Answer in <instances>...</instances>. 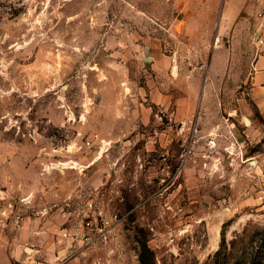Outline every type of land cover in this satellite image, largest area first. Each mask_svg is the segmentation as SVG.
Wrapping results in <instances>:
<instances>
[{
  "label": "rangeland",
  "instance_id": "1",
  "mask_svg": "<svg viewBox=\"0 0 264 264\" xmlns=\"http://www.w3.org/2000/svg\"><path fill=\"white\" fill-rule=\"evenodd\" d=\"M225 2L0 0V264H264L255 20L204 96Z\"/></svg>",
  "mask_w": 264,
  "mask_h": 264
},
{
  "label": "crops",
  "instance_id": "2",
  "mask_svg": "<svg viewBox=\"0 0 264 264\" xmlns=\"http://www.w3.org/2000/svg\"><path fill=\"white\" fill-rule=\"evenodd\" d=\"M263 3L264 0H226L221 13L219 26L224 28L229 26L233 27V40L230 45L221 44L214 49L209 63L208 80L204 87L205 96L210 91L211 86H217L218 77L226 71L229 62L232 64V70H234L235 60L239 58L238 50H236V40L240 38L241 32L251 25L252 20H255L257 28L255 32L256 48L252 52L253 56L249 57L248 71L246 74L247 80L244 83L248 87L247 94L253 102L257 114L262 119V124H264V43L257 38L261 30L257 12ZM243 11H247L248 14L242 16ZM196 78L197 76L195 75L193 79ZM251 131L261 133L263 129L254 125ZM251 157L255 158L257 154H252Z\"/></svg>",
  "mask_w": 264,
  "mask_h": 264
},
{
  "label": "built area",
  "instance_id": "3",
  "mask_svg": "<svg viewBox=\"0 0 264 264\" xmlns=\"http://www.w3.org/2000/svg\"><path fill=\"white\" fill-rule=\"evenodd\" d=\"M257 16L260 19V32L257 38L264 43V3L257 12ZM102 215V211L96 207L93 200L87 201L79 210L78 217L80 223L70 231L67 228L63 230V235L66 237H72L75 242H82L84 244H95L98 240H106L108 237L107 226L99 223L98 219ZM35 264H41V262H35Z\"/></svg>",
  "mask_w": 264,
  "mask_h": 264
},
{
  "label": "water",
  "instance_id": "4",
  "mask_svg": "<svg viewBox=\"0 0 264 264\" xmlns=\"http://www.w3.org/2000/svg\"><path fill=\"white\" fill-rule=\"evenodd\" d=\"M146 49H148V47H146ZM149 50V49H148Z\"/></svg>",
  "mask_w": 264,
  "mask_h": 264
}]
</instances>
